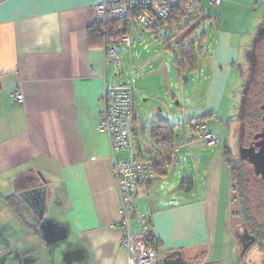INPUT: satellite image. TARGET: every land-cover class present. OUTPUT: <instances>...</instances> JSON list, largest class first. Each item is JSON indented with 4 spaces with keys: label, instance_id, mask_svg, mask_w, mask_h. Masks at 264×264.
Here are the masks:
<instances>
[{
    "label": "crops",
    "instance_id": "1",
    "mask_svg": "<svg viewBox=\"0 0 264 264\" xmlns=\"http://www.w3.org/2000/svg\"><path fill=\"white\" fill-rule=\"evenodd\" d=\"M198 1L202 6V0ZM102 2L0 0V264H50L40 250L41 209L45 210L44 217L58 220L77 243L75 252L67 249L68 259L58 256L55 260L71 264L74 257L78 264L128 263L121 245V193L111 167L129 154L114 151L108 133L101 130V115L109 113L107 89L128 83L119 82L120 66L112 58V49L103 47L95 40L96 34L91 37L89 33ZM263 3L223 0L217 11L256 12ZM215 27L217 30L220 25ZM242 43L243 38L223 32L215 42L212 39L207 47L212 63L206 62L201 69L209 87L206 95L198 93L194 102L181 101L169 88V75L176 66L172 57L175 65L170 72L167 58L150 78L140 81V88H135L134 75L141 76L144 67L132 70L136 89L132 137L141 141V151H150L149 131L156 122L173 124L168 119L174 117L182 122L193 117L211 121L223 103L232 67L236 62L239 66L249 62ZM118 47L131 53L132 47L121 44L114 49L118 51ZM117 56L122 64L119 51ZM156 59L154 56L146 65ZM175 71L181 77L177 68ZM158 86L164 87L162 96H153L159 102L151 104L150 113L143 108L142 115L135 106L136 92L140 89L146 96L157 93ZM17 93L23 95V102L15 99ZM166 97L183 110L180 120L168 106L165 111L160 107L161 103L167 105ZM235 99L234 94L233 104L237 105ZM185 140L176 156L179 170L137 187L132 198L134 206L149 215L159 241L157 256L161 261L171 256L173 262L181 259L184 264H255V256L242 254L236 234L244 224L238 216L241 229L236 231L233 224L232 216L240 214L233 202L234 181L226 149L209 156L202 154L199 162L195 152H206L203 141L187 130ZM181 161L187 164L188 173V162H193L195 180L185 176ZM183 180L191 183L186 191L181 187ZM134 216V212L128 213V225L138 234L141 227ZM50 234L57 237L53 244L66 239V235ZM245 259L248 263L243 262Z\"/></svg>",
    "mask_w": 264,
    "mask_h": 264
},
{
    "label": "rangeland",
    "instance_id": "2",
    "mask_svg": "<svg viewBox=\"0 0 264 264\" xmlns=\"http://www.w3.org/2000/svg\"><path fill=\"white\" fill-rule=\"evenodd\" d=\"M201 3V8L204 11V16L210 17L209 21H205L206 24H202L199 29V33L203 31V33L206 34L207 47L210 43H212V39L214 40V42L217 40L219 32H223L225 36L228 34L236 35V38H243V49L247 54H249V62H246L245 60L243 66H239L236 62L237 65L235 67H232L234 71L232 72L227 86L224 89L225 94L223 103H221L219 112H217L216 115H212V119L214 118V121L211 122V119V121H209L208 123L209 126H206L208 131H202V128L200 127V129L198 127L200 124V121L198 120L199 117H193L184 122L175 121V117L168 120L170 122H173V124H181V126H179V129H175L172 127V131L181 129L184 130V132H186V130L189 133L195 132L198 138L201 139L203 143L205 142L204 146L206 148H202L206 150V152L200 154L196 153L198 151L195 152V159H197L199 162L202 161V154L209 156L213 153L215 154L216 152L221 153V151L227 148L225 146H228L227 154L229 155H227V157L231 161L233 167L237 170H240L237 174L242 179L241 181V179L239 180V178L236 177L237 179L235 183L237 185H235L237 187L235 188L236 190L233 194V198L235 199L236 196V200L240 202L241 208L237 211L238 214H240L241 218L239 215H233V224H235L236 231L238 229H241L242 224L244 223L245 226L246 223L252 224V230L258 238L257 242L259 241V244L254 245L251 249H249L250 251L247 255H251V257L255 256V264H264V237L262 235V233H264V185L260 181V178L256 176L254 166H252L249 161L245 160L242 157V150L250 149L251 147H248L249 143L251 141H257L258 139L256 140L255 136L260 134L259 132H261V129L263 131L264 128V110L262 108L264 105V3L261 4L259 8H257L256 12L250 13H246L242 10L238 11V13H219L217 11L218 7L210 5L208 0H202ZM241 7L246 10V7L242 5ZM97 18L98 19L96 20V24L101 23L99 12H97ZM215 21L220 25V28L217 30L215 27ZM130 25L131 26L129 29L128 37L131 41H135L136 44H134V46L132 47L131 53H129V51L124 47H118V51L121 53L120 58H122V64L120 65V69H118L117 71L118 74H120L121 81L119 82L129 84H125L123 86H120L119 88L130 90L131 97H133V92L134 90L136 91L135 88H140V81L146 78H150L151 74L154 70H156L158 65H163L165 59H169V64L166 65L167 69L169 68V72L171 71V66L172 69L174 68L175 64L173 65L172 63V58L173 60L175 59L174 50L173 48H170V46L173 47L177 41L174 39L176 32L175 30L171 31L167 28H160L158 32L154 34L150 30L143 29L138 24L131 23ZM207 52L208 48H206L205 52L200 55L199 67H197V70L195 72L180 74L181 77H179L175 71V68H177L175 66L172 74L169 75V78L171 79V86L169 85V88L171 87L170 90L181 101L188 99L194 102L199 98L198 93H201V97H204L206 95L209 84L208 81L204 79L205 74L201 72V69L206 62L210 64L212 63L209 58L212 55L208 54ZM154 56H157V59L151 61V65L147 66L146 64ZM201 58L203 59V62ZM141 65H143L144 67L141 68L144 71L143 74L141 76H138V74L134 75L133 73V75L137 79V84L135 83L134 88L133 85L135 79L132 80L133 75L131 73L133 69L138 70ZM185 76L188 77V81L186 83L184 79ZM240 77L242 79V82L240 80ZM131 80L133 84H131ZM152 80L153 79H150V81L146 83L148 88H150V85H152ZM158 88L160 90H158L157 93H150L152 94V97L150 96V94H147L146 96L142 95L140 93V89L139 91H137L138 93L136 92L135 106L137 110H140L142 115L144 114L143 108H145L146 111H149L148 113H150L151 104H157L159 102L156 99L154 100L153 96L155 95L156 98L162 96L160 93L163 92L164 87L162 88L158 86ZM234 94L236 95V101L238 98L237 105L233 104ZM121 96L120 106L122 101L125 108L127 106L126 104H128V108H131V100H124V98L130 97L122 94ZM145 99H148L149 101L145 102ZM166 101L167 105L160 102V107L165 111V109L167 108L166 106H168L169 108H171L174 114H179V117L176 120H180V116L183 114V110L179 111V109L175 106L176 103L167 97ZM133 106L134 102L132 100L133 112H131V115L128 117L129 123L132 128L135 121ZM183 106L184 105L182 104V107ZM122 109L123 107L121 106L119 110L121 111ZM233 110L235 111L234 114L232 112ZM168 113L170 114V112ZM228 120H231V122H229ZM210 126H214L213 129L212 127L210 128ZM208 137H212L215 139V145H211L209 147L210 143H208L206 140ZM185 141V138H181V144H175L171 148L170 153L172 155V162L171 168L168 169L170 175H174V173L179 170V164L177 163L176 156L180 150L179 148L185 143ZM134 144L136 146L135 149L137 152V158L141 161H144L143 163L150 165L155 173V177L158 176L155 172L154 165H161L162 158L156 157L154 162L150 160L151 151H139L137 145H141L140 140H138V142L134 141ZM138 152L142 153V157L139 156ZM188 164L191 165L189 173L186 168L188 167L187 164L181 161L182 167L185 168V176H189L193 180H195L194 170L192 169L193 162L191 163V161H189ZM171 179H173V176L169 177V180ZM148 183L146 182L145 184H140L139 186L147 185ZM237 206L236 207L239 208L238 204ZM44 211L45 210L41 209L39 212L41 216V227L38 232L40 235V250L41 252H44L46 254V257L48 259H50V264H63L59 259L55 260V258L61 256L63 259H68L70 252H68L67 249L70 247L71 250L75 252L77 250V243L73 236L68 233V231L63 227V225L60 224V222H58V220L50 216L44 217ZM237 216L239 217L242 224L239 220L238 223L236 222ZM240 224L241 226L239 227L238 225ZM51 232H54L55 234L57 233L56 235L59 234L60 236L66 235V239L60 240L58 244H53L52 242H57L55 240V238L57 237L52 238L50 234ZM51 248H55L59 252L56 250H52ZM78 261V258L71 257V264H78ZM248 261L249 259H245L243 262L248 263ZM64 264H68V262L65 261Z\"/></svg>",
    "mask_w": 264,
    "mask_h": 264
},
{
    "label": "built area",
    "instance_id": "3",
    "mask_svg": "<svg viewBox=\"0 0 264 264\" xmlns=\"http://www.w3.org/2000/svg\"><path fill=\"white\" fill-rule=\"evenodd\" d=\"M177 0H103L98 7L100 21L103 22L108 16L114 19L125 18L129 13L134 14L133 21L142 28L155 27L159 19H165L169 16L171 5ZM212 6H220L223 0H208ZM118 44H124L128 48L132 47V41L128 35H123ZM112 58L115 59L117 65H121L118 59V53L115 49L111 51ZM108 99L107 105H110L106 112L101 115V130L108 133L113 150L128 152L129 157L126 160H116L112 164V173L116 178L121 193L122 206L121 212L124 216L122 220L123 237L121 241L122 247L127 252V264H163L157 256L156 249L146 244V235L151 225V220L147 213L141 212L140 209L133 204V195L140 184L148 183L155 177L152 167L143 163L137 158L136 146L132 138V127L128 117L131 115L132 100L131 91L112 87L107 89ZM122 95H127L131 100V108L124 107L120 111V99ZM18 102H23L24 97L21 93L15 94ZM131 127V128H130ZM202 131H208L206 125L201 126ZM207 142L215 145V139L208 137ZM205 143V142H204ZM134 212L135 219L141 227V233L134 234L128 225V213Z\"/></svg>",
    "mask_w": 264,
    "mask_h": 264
},
{
    "label": "trees",
    "instance_id": "4",
    "mask_svg": "<svg viewBox=\"0 0 264 264\" xmlns=\"http://www.w3.org/2000/svg\"><path fill=\"white\" fill-rule=\"evenodd\" d=\"M133 17L134 14L132 13H129L125 18L119 20L108 16L103 22L95 24L94 29L89 32L90 36L93 37V33L96 34L95 40H100L103 47H106L107 49H114L116 48V45H119V39L123 35H128L131 26L130 24H136L133 21ZM209 18L210 17L208 16H204L201 4L198 0H178L171 5L170 14L167 18H163L161 20L159 19L155 27L150 26L144 29L150 30L154 34H156L160 28H167L171 31L175 30L174 39L177 42L173 47L170 46V48H173L174 50V63L176 64L179 74H185L188 72L191 73L197 70L199 57L207 48L205 33H203V31L199 33V29L202 24H206L205 21H209ZM216 25L218 26L219 23L215 21V26ZM209 119L210 118L208 117H199L198 120L200 121V124L198 127L200 128L202 125L209 126ZM179 126H181V124H169L168 122L160 121L154 123L149 131L151 138L150 160L155 162L156 157L162 158L161 162L163 164L154 165L155 172L158 176H166L168 169L171 168V148L175 144L180 145L181 137L185 138L186 136V132H184V130L180 129L172 131V127L179 129ZM132 138L135 142H137V136L133 135ZM137 147L139 151H141L138 145ZM227 148L225 151L226 157L229 155L227 154ZM138 154L142 157L141 152H138ZM227 159L229 158L227 157ZM228 162L232 169L234 194V191L236 190L235 188L237 187L235 181L237 178H239V180L241 179L237 174L240 170L235 169L230 160ZM190 186L191 183L187 180H183L181 183V187L184 191L186 189L188 190ZM233 202H238L237 204L239 205V209L241 208L240 202L236 200V196L235 199L233 198ZM246 227L250 228L251 232L254 234L252 224H247ZM262 235L264 237V233H262ZM146 239V244L148 246H153L158 254L157 249L159 248V241L154 237L152 225L149 227ZM249 251L250 250H247L244 256H246Z\"/></svg>",
    "mask_w": 264,
    "mask_h": 264
},
{
    "label": "water",
    "instance_id": "5",
    "mask_svg": "<svg viewBox=\"0 0 264 264\" xmlns=\"http://www.w3.org/2000/svg\"><path fill=\"white\" fill-rule=\"evenodd\" d=\"M185 83L188 81V77L185 76ZM263 110H264V105H263ZM261 138L260 144L256 143V146L259 147V151L256 152L255 148H251V150L246 149L242 150V157L245 160H249V163H251L254 168H255V174L257 176H262L264 180V128L262 133L258 134L255 136V139ZM237 237L242 245V254H245L246 251L256 242V237L251 235L249 233L248 229L245 227L243 233L240 231L237 233ZM180 254H178L179 256ZM163 264H184L181 259L179 262H173L171 260V256H167L165 259L162 261Z\"/></svg>",
    "mask_w": 264,
    "mask_h": 264
},
{
    "label": "flooded vegetation",
    "instance_id": "6",
    "mask_svg": "<svg viewBox=\"0 0 264 264\" xmlns=\"http://www.w3.org/2000/svg\"><path fill=\"white\" fill-rule=\"evenodd\" d=\"M263 128V127H262ZM261 132H262V129H261ZM261 132H259V133H261ZM260 141H261V138H259L257 141H251L250 143H249V145H248V147L250 146L251 148H255V151L256 152H258L259 151V147H257L256 146V143H259L260 144ZM251 148L249 149V150H251ZM249 161V160H248ZM253 166V165H252ZM257 176V175H256ZM257 177H259L260 178V181L263 183V185H264V180H263V178H262V176L260 175V176H257ZM264 187V186H263ZM262 187V188H263ZM245 224V223H244ZM247 225V224H246ZM245 225L242 227V229L240 230L241 231V233H243V231H244V229H245ZM247 229H248V231H249V233H251V235H253V236H255L252 232H251V230H250V228H248V227H246ZM256 237V236H255ZM257 240H258V238L256 237V242L249 248V249H251L254 245H258L259 244V241L257 242ZM257 243V244H256ZM248 249V250H249ZM259 249H260V247H259ZM264 251V250H263ZM262 251V252H263ZM261 252V253H262ZM264 254V253H263Z\"/></svg>",
    "mask_w": 264,
    "mask_h": 264
}]
</instances>
